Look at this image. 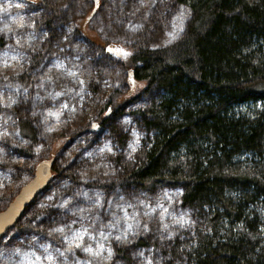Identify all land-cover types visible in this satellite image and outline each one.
Returning <instances> with one entry per match:
<instances>
[{"label":"rangeland","instance_id":"rangeland-1","mask_svg":"<svg viewBox=\"0 0 264 264\" xmlns=\"http://www.w3.org/2000/svg\"><path fill=\"white\" fill-rule=\"evenodd\" d=\"M60 6L48 22L38 1L0 0V212L33 179L36 165L54 158L51 184L1 239L0 264H190V241L204 219L182 206V189L109 185L142 159L146 133L136 113L147 110L155 92L142 94L144 84L120 75L119 58L104 50L168 45L187 9L181 0ZM114 92L131 101L94 129ZM20 119L30 123L34 142L20 134ZM138 238L149 246H136ZM89 247L92 253L84 251Z\"/></svg>","mask_w":264,"mask_h":264},{"label":"trees","instance_id":"trees-1","mask_svg":"<svg viewBox=\"0 0 264 264\" xmlns=\"http://www.w3.org/2000/svg\"><path fill=\"white\" fill-rule=\"evenodd\" d=\"M35 1L52 22L67 0ZM181 2L188 12L173 42L111 54L120 75L130 70L155 96L136 113L146 133L140 163L109 185L182 189V206L204 219L190 264H264V0ZM123 97L109 96L94 129L122 113L131 101ZM18 130L35 141L26 120Z\"/></svg>","mask_w":264,"mask_h":264},{"label":"water","instance_id":"water-1","mask_svg":"<svg viewBox=\"0 0 264 264\" xmlns=\"http://www.w3.org/2000/svg\"><path fill=\"white\" fill-rule=\"evenodd\" d=\"M95 9L98 7V0H93ZM111 49V51H110ZM107 53L116 55L118 50L107 46ZM132 73L130 70L127 72ZM54 158L44 159L35 167L34 177L25 184L8 206L0 212V241L5 234L19 222L26 209L32 205L36 198L42 193L53 180Z\"/></svg>","mask_w":264,"mask_h":264},{"label":"snow or ice","instance_id":"snow-or-ice-1","mask_svg":"<svg viewBox=\"0 0 264 264\" xmlns=\"http://www.w3.org/2000/svg\"><path fill=\"white\" fill-rule=\"evenodd\" d=\"M110 51H111V49H110ZM118 51L119 52H122L123 50H118ZM124 54L127 55V53H124ZM56 231H63V229H56ZM73 239L82 240L83 239V236L80 233H75L74 236H73ZM117 239H119V237H117ZM76 246L77 247H80L81 245L78 243ZM99 247L100 248H103V245H100ZM84 251L89 252V253H92L93 252V250L90 247L89 248H84ZM96 254H98V253H96ZM47 259L49 261H51L52 260V257L51 256H48Z\"/></svg>","mask_w":264,"mask_h":264}]
</instances>
